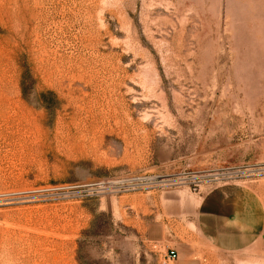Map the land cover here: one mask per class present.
<instances>
[{
	"label": "rangeland",
	"instance_id": "rangeland-1",
	"mask_svg": "<svg viewBox=\"0 0 264 264\" xmlns=\"http://www.w3.org/2000/svg\"><path fill=\"white\" fill-rule=\"evenodd\" d=\"M230 185L264 203V0H0V264H163Z\"/></svg>",
	"mask_w": 264,
	"mask_h": 264
},
{
	"label": "crops",
	"instance_id": "crops-1",
	"mask_svg": "<svg viewBox=\"0 0 264 264\" xmlns=\"http://www.w3.org/2000/svg\"><path fill=\"white\" fill-rule=\"evenodd\" d=\"M195 215L196 232L186 230L183 233L185 242L176 245L178 252L183 254L182 264H186L187 251L192 256L189 261L196 260L200 240L220 251L238 252L254 246L264 233V203L253 191L242 187L230 185L208 192L202 197ZM169 227L148 228V241L154 248H161L160 239L169 233ZM165 242L162 245L168 247L175 244Z\"/></svg>",
	"mask_w": 264,
	"mask_h": 264
},
{
	"label": "built area",
	"instance_id": "built-area-1",
	"mask_svg": "<svg viewBox=\"0 0 264 264\" xmlns=\"http://www.w3.org/2000/svg\"><path fill=\"white\" fill-rule=\"evenodd\" d=\"M179 258L178 252L174 249H168L163 256V264H175Z\"/></svg>",
	"mask_w": 264,
	"mask_h": 264
}]
</instances>
